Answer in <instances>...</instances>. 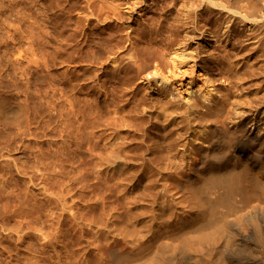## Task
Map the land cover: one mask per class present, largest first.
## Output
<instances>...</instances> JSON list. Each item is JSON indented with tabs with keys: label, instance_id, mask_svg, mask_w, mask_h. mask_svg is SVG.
<instances>
[{
	"label": "bare ground",
	"instance_id": "bare-ground-1",
	"mask_svg": "<svg viewBox=\"0 0 264 264\" xmlns=\"http://www.w3.org/2000/svg\"><path fill=\"white\" fill-rule=\"evenodd\" d=\"M148 1L140 15H154L137 28L96 0L77 22L90 77L125 103L111 110L92 93L88 151L74 167L87 180L54 220L55 239L38 218L30 264H264V0ZM9 108L0 104L3 124ZM10 174L0 164V180ZM4 192L0 209L17 200ZM9 219L0 214L1 227L19 230Z\"/></svg>",
	"mask_w": 264,
	"mask_h": 264
},
{
	"label": "rangeland",
	"instance_id": "rangeland-1",
	"mask_svg": "<svg viewBox=\"0 0 264 264\" xmlns=\"http://www.w3.org/2000/svg\"><path fill=\"white\" fill-rule=\"evenodd\" d=\"M88 1L0 0V104H7L12 116L8 124L0 121V164L11 171L9 181L0 180V187L6 195H17V200H5L0 214L11 216L9 222L20 226L8 232L0 221V247L5 253L0 264H7L11 255L16 257L13 264L35 262L38 218L49 238L55 239L54 220L71 213L68 208L77 198L76 184L84 185L87 180L88 171L83 169L78 175L74 167L78 157L88 151L92 93L97 94L99 106L111 99V110L125 103L124 98H113L116 91L111 83L105 89L102 80L96 83L90 77L94 68L88 55L90 43L84 36L86 26L77 23L89 19ZM96 3L99 7L118 4L124 27L132 24L137 28L154 15H140L141 0ZM191 4L192 0L179 1V5ZM131 54L130 49L122 52L124 63ZM146 84L137 81L136 86L144 89ZM89 172L91 182L96 181L98 174Z\"/></svg>",
	"mask_w": 264,
	"mask_h": 264
}]
</instances>
